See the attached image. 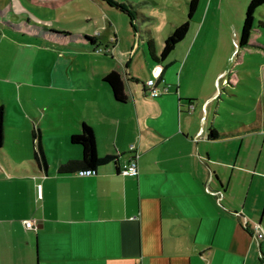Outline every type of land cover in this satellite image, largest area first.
Masks as SVG:
<instances>
[{
    "label": "crops",
    "instance_id": "0c3cea01",
    "mask_svg": "<svg viewBox=\"0 0 264 264\" xmlns=\"http://www.w3.org/2000/svg\"><path fill=\"white\" fill-rule=\"evenodd\" d=\"M17 2L12 7L23 9ZM200 34L195 27L182 60L170 55L186 35L160 62L149 56L143 38L134 50L114 30L100 34L94 46L55 42L63 48L62 74L52 72V91L42 96L48 106L38 113L16 111L6 101L4 81L10 80L0 79V264H264V239L254 235L256 222L264 228V116L257 110L252 121L230 116L228 129L217 116L230 111L221 105L216 73L209 81L187 80L192 50L214 38ZM72 42L77 49L68 46ZM108 51L125 64L83 63L73 76L74 55L90 52L99 59ZM112 69L124 81L125 101L114 98L103 78ZM152 81L167 84V91L151 95ZM14 88L21 99V86ZM83 121L93 127L98 154L119 156L118 165L59 172L62 162L82 157L70 135ZM212 127L219 136H210ZM132 143L138 171L124 174ZM29 217L37 227L25 225Z\"/></svg>",
    "mask_w": 264,
    "mask_h": 264
},
{
    "label": "rangeland",
    "instance_id": "374dc122",
    "mask_svg": "<svg viewBox=\"0 0 264 264\" xmlns=\"http://www.w3.org/2000/svg\"><path fill=\"white\" fill-rule=\"evenodd\" d=\"M18 1L23 9H15L17 0L12 1L15 8L11 6V0H0V30L8 33L5 37L0 33V79L10 80L4 81L6 94L9 95L6 101L16 111L25 114L31 111L38 113L48 106V103L42 102V96H49L51 93L52 88L49 86L54 80L52 72L57 69L61 73L64 61L59 53L63 48L53 46L56 44L50 39L23 37L19 26L24 24L23 18L26 15H30L40 26L70 32L110 34L114 30L123 35V46L133 47L134 50L138 45L137 38H148L151 35L159 52L165 37L188 17L189 9V0H118L132 10L135 31L127 13L107 2L108 5L103 8L101 0ZM248 2L249 0H198L185 38L170 55L173 60H182L184 53L188 54L189 37L195 27L197 30L201 28L199 38H203L205 33L214 36L212 40L209 38L192 50L187 62L189 74L186 78L189 81H209V76L216 73L218 93L222 92L221 105L230 111V114L218 112L217 116L225 122L228 129L230 116L252 121L256 113L254 110L264 116V27L258 26L264 4L255 12L257 27L252 31L255 35L252 36V41L242 47L237 44ZM142 12L150 16L146 17ZM133 31L136 32L135 36ZM256 33H259V38ZM9 35L27 42H20ZM68 46L77 49L74 42ZM141 52L139 48V55ZM61 53L64 54V51ZM93 54L88 52L73 56V76L83 71L80 66L83 63L103 61L109 65L125 64V60L116 51L114 58H111L109 51L103 53L104 58L99 59ZM139 55L137 58H140ZM146 72L147 75L148 72L150 74L147 67ZM224 81H227V87ZM14 85L21 86V99H18L19 93ZM50 106L62 109L56 103H50ZM217 125L222 131V124L218 122ZM34 129L38 134L37 123ZM35 141H38V135Z\"/></svg>",
    "mask_w": 264,
    "mask_h": 264
},
{
    "label": "trees",
    "instance_id": "16d2710c",
    "mask_svg": "<svg viewBox=\"0 0 264 264\" xmlns=\"http://www.w3.org/2000/svg\"><path fill=\"white\" fill-rule=\"evenodd\" d=\"M107 2L110 5H114L130 16V23L136 30V26L132 21L133 13L132 10L129 9L123 1L118 0H101ZM134 5L133 3H131ZM189 9H188V17L176 25L173 30L165 37L162 48L159 52L156 51V45L153 37L150 35L148 38H143V42L145 44L146 50L149 56L160 62L165 59L168 54L175 48V46L184 38L186 35L190 22L192 20L194 11L197 8L198 0H189ZM264 4V0H249L242 27L240 30L238 46L242 47L249 44L252 41L253 29L256 28L255 21L256 15L255 12ZM261 16L258 19V26L264 27V11L261 10ZM258 27V30L261 31ZM20 31L30 32L32 34L38 35L43 39H50L52 42H62L63 40H72L78 41L82 44L94 46L98 43V38L100 34H91L87 32H70L68 30H59L50 26H40L39 24L30 23L28 18H25L24 24L19 26ZM115 39V38H114ZM167 64H164V67ZM163 67V68H164ZM104 80L108 82L112 89L113 96L118 101H125L127 99V93L125 91L124 81L116 69H112L108 71L104 76ZM4 119H5V106L4 104H0V148L4 142ZM210 136L217 137L219 136L218 131L215 128L210 129ZM38 135V134H36ZM70 140L72 142L79 143L82 146V157L79 159H70L67 162H62L58 166L59 172H73V171H94L100 165L108 163L110 161H115L118 165L119 156L106 154L99 155L97 151L96 145V135L94 133L93 127L83 121L82 128L79 132L72 133L70 135ZM38 153L41 155L42 159L47 163L46 155L42 149V146L38 143Z\"/></svg>",
    "mask_w": 264,
    "mask_h": 264
},
{
    "label": "built area",
    "instance_id": "2783aa9c",
    "mask_svg": "<svg viewBox=\"0 0 264 264\" xmlns=\"http://www.w3.org/2000/svg\"><path fill=\"white\" fill-rule=\"evenodd\" d=\"M114 38L115 35H113V39ZM151 83L152 84L150 86V94L153 96L158 95L164 91H167L168 89L167 84H164L163 87H159L157 85V81H152ZM130 149L132 150L130 159L126 163H124L120 168V171L124 174H134L138 171L139 152L133 143L130 145ZM24 223L27 227H37V221L35 220V218L32 217L25 218ZM254 235L258 239L261 238L264 239V228L259 222H256L254 224ZM262 253L264 255V249Z\"/></svg>",
    "mask_w": 264,
    "mask_h": 264
}]
</instances>
